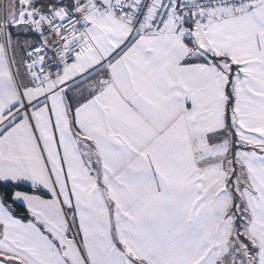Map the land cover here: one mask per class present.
<instances>
[{
	"label": "snow or ice",
	"instance_id": "obj_1",
	"mask_svg": "<svg viewBox=\"0 0 264 264\" xmlns=\"http://www.w3.org/2000/svg\"><path fill=\"white\" fill-rule=\"evenodd\" d=\"M0 264H264V0L0 3Z\"/></svg>",
	"mask_w": 264,
	"mask_h": 264
},
{
	"label": "rangeland",
	"instance_id": "obj_2",
	"mask_svg": "<svg viewBox=\"0 0 264 264\" xmlns=\"http://www.w3.org/2000/svg\"><path fill=\"white\" fill-rule=\"evenodd\" d=\"M7 2H8V0H0V3H2V4H7Z\"/></svg>",
	"mask_w": 264,
	"mask_h": 264
}]
</instances>
